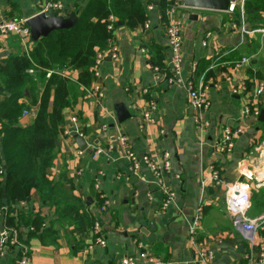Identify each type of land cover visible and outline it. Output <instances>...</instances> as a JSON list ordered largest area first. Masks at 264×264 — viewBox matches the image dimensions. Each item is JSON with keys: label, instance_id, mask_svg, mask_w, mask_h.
Masks as SVG:
<instances>
[{"label": "crops", "instance_id": "1", "mask_svg": "<svg viewBox=\"0 0 264 264\" xmlns=\"http://www.w3.org/2000/svg\"><path fill=\"white\" fill-rule=\"evenodd\" d=\"M51 1L61 2L64 14H69L82 8L87 0H0V19L29 18ZM158 2L152 0L154 9L146 10L148 28L129 29L122 25L116 30L119 57L106 58L100 79L105 96L98 104L87 93L78 94L76 104L66 112L62 125L63 131L68 129L69 133H60L54 165L49 169L55 180L65 173L73 181L74 194L90 208L94 223L100 224L106 246L95 244L91 229L84 237L87 245L76 250L68 221V224L57 222L54 224L59 234L57 238L29 239L32 264H119L124 257L135 256L140 251H148L166 264H191L196 250L189 243L188 227L200 205L203 212L197 241L214 251V264H238L250 248L245 233L232 225L225 208V184L218 186L213 181L212 166L226 183L241 180L246 166L240 162L264 136L258 119L243 117L246 93L232 92L243 78L252 86L264 80V59L241 69L227 66L225 75L219 72L209 78L211 107L201 113L202 120H207L209 126L200 128L194 118L196 111L189 105L187 87L168 85L167 76L162 72L158 74L150 61L149 47L160 44L165 48L164 62L170 72V51ZM193 13L198 15L197 20L190 19L192 13L185 15L186 79L193 76V64L197 65L201 59H212L210 68L219 52L227 53L225 58L236 51L246 56L245 51L257 34L242 35L239 30L230 28L223 12L199 9ZM260 43L258 53L255 52L259 59L264 57L261 37ZM32 45L30 37L22 38L16 33L0 35V62L12 55L27 53ZM250 68L263 77L251 75ZM78 72L70 69L65 74L77 80ZM0 86L4 89L1 79ZM144 87L149 89L146 94ZM4 95L5 90H0V100ZM149 100L156 101V110L148 106ZM20 101L27 102L26 98ZM120 104L132 113L123 122L118 121L115 111ZM144 111L151 114L152 121L148 120L142 127ZM73 118H77L82 136L88 141L86 150L80 148L74 137L78 133ZM31 121L30 116H23L21 124L26 126ZM237 126H241L243 132L236 138L233 151L222 154L216 147L217 141L226 127ZM121 134L126 135L135 152L152 155L161 166L163 152H169L172 168L163 176V182L174 191V198L167 208L162 207L163 193L149 170L143 168L140 174L130 170L125 148L120 144ZM96 147L103 148V152L94 158L92 153ZM148 192L152 193V198L147 196ZM28 201L26 209L36 211L43 206L35 191ZM263 213L252 206L249 215L255 217ZM139 220H145L146 226L137 227ZM256 241L264 243V226L257 230ZM0 264H16L14 255L8 253L0 257Z\"/></svg>", "mask_w": 264, "mask_h": 264}, {"label": "trees", "instance_id": "2", "mask_svg": "<svg viewBox=\"0 0 264 264\" xmlns=\"http://www.w3.org/2000/svg\"><path fill=\"white\" fill-rule=\"evenodd\" d=\"M150 2L152 0H87L80 8L79 20L73 28L53 31L33 42L27 53L9 56L0 62V79L5 90L4 98L0 100V166H6L0 187V207L7 214L5 227L16 228L20 238L23 239V229L28 230V227L34 228L26 230L28 241L32 237L42 241L57 238L59 234L54 224L68 221L69 231L75 237V249L87 245L84 237L94 226L93 214L84 200L74 194L73 181L65 173L55 180L49 169L54 165L66 110H72L78 94L86 93L90 88L94 81L95 55L104 50L111 39L110 16L116 18V29L120 27L119 22L129 29L143 27L148 21L146 5ZM167 6V0H159L163 25L167 21ZM245 16L248 26L264 27V0H247ZM233 19L240 23V13L235 12ZM260 37L257 34L252 39L244 55L258 51ZM149 52L154 67L168 76L165 48L153 44ZM242 56L236 51L223 59L236 61ZM260 61L256 56L251 63L259 64ZM211 62L212 59H201L197 63L193 74L196 82L203 75L207 83L210 77L227 70V65L209 68ZM70 69L79 71L77 80L65 74ZM47 71H51L49 76ZM248 72L263 77L251 68ZM22 98L27 102H21ZM258 106L264 109V100ZM24 111H29L28 116L32 118L26 126L21 124ZM261 129L264 133V121ZM4 186L7 205L2 203ZM34 191L43 203L36 211L25 208ZM22 201L24 206H20ZM251 201L258 211H264V188H254ZM14 262L18 264L16 257Z\"/></svg>", "mask_w": 264, "mask_h": 264}, {"label": "built area", "instance_id": "3", "mask_svg": "<svg viewBox=\"0 0 264 264\" xmlns=\"http://www.w3.org/2000/svg\"><path fill=\"white\" fill-rule=\"evenodd\" d=\"M168 6L166 9L167 21L164 23V33L167 42V46L170 51V74L165 78L168 85L174 84H184L188 89L189 105L196 111L195 121L200 126V128H205L209 126L207 120H202L201 113L210 109L211 100L208 96L209 81L205 83L203 75L196 82L193 76L189 79L184 77V60H183V41H184V29H185V15L188 13L196 12L199 9L187 7L184 5L183 0H167ZM247 0H231L229 8L223 12L228 16V22L230 28L239 30L242 35H255L261 34L263 41L264 38V27H250L245 22V3ZM50 9H54L57 14H64V6L59 1L48 2L46 8L39 11L47 12ZM154 5L152 2L146 5L147 11H152ZM239 12L241 17V22L237 23L234 19V13ZM29 18H1L0 19V35L16 33L22 38L30 37V27L27 24ZM160 19L161 12H160ZM110 24L108 29L112 32L111 39L108 42L107 47L104 50H100L95 55V64L93 67L94 81L90 88L86 90V93L94 97L98 104L101 103L103 97L105 96V91L100 84V79L103 73V65L106 58L118 59L119 57V45L115 40V21L114 16L109 18ZM145 28L149 27L148 22L144 24ZM229 53V52H228ZM258 53V52H257ZM254 53L252 55L242 56L241 59L236 61L224 60L227 53L219 52L216 61L210 66V68H215L219 65L231 66L235 69H241L244 67H249L253 57L257 55ZM224 60V61H223ZM196 64L192 66V72L196 71ZM155 71L159 74L160 69L154 67ZM34 72L33 69L29 70ZM51 71H47V76H49ZM225 75V72H222ZM210 80V79H209ZM233 93L245 92L244 102H243V117L250 118L253 117L255 120L258 119L261 108L258 103L264 100V80L255 83L253 86L247 81V78H243L239 81L232 89ZM146 94L149 92L148 88L143 89ZM249 93V94H247ZM148 106L152 110H156L157 103L154 100H149ZM30 115L29 111H24L23 116ZM141 125L151 120V114L149 112H143ZM73 123L76 127V131L79 135H82L80 131V126L78 125L77 118H73ZM152 121V120H151ZM143 127V126H142ZM68 134V129L63 131ZM243 132L241 126L235 128L226 127L223 131L222 136L216 143L217 149L222 154H227L233 151L234 143L236 138ZM120 144L125 148L126 158L129 163V168L136 174H140L143 168H146L151 173L152 177L155 179L157 186L163 193V203L162 207L165 209L169 206L174 198V191L163 182V176L166 173H170L172 168V163L169 157V152H163V166L148 153L139 154L135 152L130 144L128 143L125 134L119 136ZM251 151L246 157L240 162L242 165L246 166L242 173L241 180H234L233 182L226 183L221 177L217 169L212 166V179L219 186L225 184V208L232 219V225L235 229L241 230L245 233V238L250 246L249 250L244 254L243 261L238 264H264V243H258L256 241L257 230L264 226V213L255 217L249 215L250 208L252 207L251 195L254 188H261L264 186V137L256 141L252 147ZM103 148L96 147L92 153V156L96 158ZM79 153H83L79 151ZM79 173H81L79 171ZM4 168L0 166V187L3 185L4 181ZM179 177V175H177ZM205 188V182H203V189ZM147 196L152 198V193L148 192ZM25 202H20V206H24ZM105 208V206H103ZM202 207H198L192 222L188 227V240L189 243L195 247V255L191 260V264H214L215 254L214 251L203 246V243L197 241V230L200 225L202 217ZM7 214L5 210L0 207V222H3V231H0V257L11 253L16 257L18 264H32L31 260V249L29 241L26 240V232L33 227H28V230L23 229V239L20 238L19 232L16 228H7L4 225L5 218ZM27 230V231H26ZM94 235V242L100 247L106 246V237L101 232V226L99 223H94L92 228ZM88 243V242H87ZM91 245V243H89ZM119 264H166L161 258L153 256L148 251H140L139 254L135 256L124 257Z\"/></svg>", "mask_w": 264, "mask_h": 264}, {"label": "water", "instance_id": "4", "mask_svg": "<svg viewBox=\"0 0 264 264\" xmlns=\"http://www.w3.org/2000/svg\"><path fill=\"white\" fill-rule=\"evenodd\" d=\"M183 2L185 6L195 9L225 12L229 8L231 0H183ZM79 13L80 8L76 9L74 12L63 15L57 14L54 9H50L47 12L34 14L33 16L29 17L27 21V24L30 27L31 41L35 42L42 37L48 36L50 33L56 30L73 28L79 20ZM190 19L197 20L198 15L196 13H192L190 14ZM119 25L122 26V23L119 22ZM0 90L3 91L4 89L0 86ZM115 111L119 122H123L132 116V113L126 108L124 104L117 105ZM66 112H68V110H66ZM258 121H264V109H261ZM74 137L82 150H86L88 148V141L84 136L75 134ZM4 168H6V166H4ZM3 192L4 195L2 198V203L7 205L8 200L5 195L6 186L3 187ZM29 199L30 198H28V200ZM141 225L145 227L146 221L139 220L136 226L140 228ZM3 229V222L1 221L0 231L2 232ZM141 231L144 232V228Z\"/></svg>", "mask_w": 264, "mask_h": 264}, {"label": "rangeland", "instance_id": "5", "mask_svg": "<svg viewBox=\"0 0 264 264\" xmlns=\"http://www.w3.org/2000/svg\"><path fill=\"white\" fill-rule=\"evenodd\" d=\"M259 35L261 36V34H259ZM263 40H264V38H263ZM263 59H264V57H261V58H260V60H263Z\"/></svg>", "mask_w": 264, "mask_h": 264}]
</instances>
